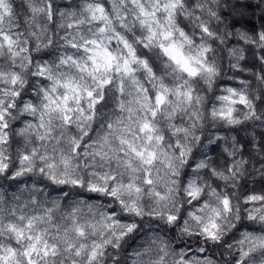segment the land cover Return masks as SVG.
<instances>
[{
    "label": "snow or ice",
    "instance_id": "snow-or-ice-1",
    "mask_svg": "<svg viewBox=\"0 0 264 264\" xmlns=\"http://www.w3.org/2000/svg\"><path fill=\"white\" fill-rule=\"evenodd\" d=\"M248 9L264 21V0H0V264H264V187L238 183L252 159L264 179ZM224 50L248 77L217 94ZM208 118L235 133L222 170L196 160ZM145 221L175 235L136 245Z\"/></svg>",
    "mask_w": 264,
    "mask_h": 264
},
{
    "label": "trees",
    "instance_id": "trees-1",
    "mask_svg": "<svg viewBox=\"0 0 264 264\" xmlns=\"http://www.w3.org/2000/svg\"><path fill=\"white\" fill-rule=\"evenodd\" d=\"M67 0H60L61 4L66 3ZM241 3H251V4H255L257 2V0H240ZM16 3L19 4L20 0H16ZM20 11V15L23 16V11ZM255 13L254 15L252 13ZM251 21V23H249L248 21ZM244 24H237L235 26V28L237 29H243V30H249L251 29V27L253 25H255V27L257 29L260 28L261 24L264 23V21L261 20L260 18V11L258 9H248V16H246L244 18ZM229 22H230V18H229ZM234 30V29H233ZM227 46H242L240 44L237 43V41L233 38L230 39L228 42ZM223 47V46H222ZM219 55H221L223 57V67H224V75L223 78L218 80V89H217V94H219V89H222L223 87H227V86H239V80L240 79H244L246 77H248V73H241L239 76H236V74L232 71L228 70V62H229V58L227 55V51L224 50L222 52L219 53ZM235 76V79H228V77H233ZM210 103H212V101H210ZM14 127H20V124L17 122L16 124H14ZM207 130L205 131L204 135H203V141H202V147L198 148L196 151L198 153H203V155H197L196 156V160L199 159H209L211 160L212 164L214 167L219 166L221 168V170L223 169V166L226 163H230L231 162V157H227L226 153H224L223 149L225 147H227L228 145L225 143L224 140H220L219 142H217L215 140L216 136H221V137H225V136H231V135H235L234 132H230L226 127H216V128H211V127H207ZM255 131L258 133L259 131H261V129L257 128L255 129ZM241 136H244L245 133H241ZM256 140L257 142L259 141V136H256ZM251 150V149H250ZM240 157L238 156L237 159H239ZM244 159H249V156L247 154L244 155ZM193 166H194V162H193ZM258 169H260V164L256 162V159H252L250 161V164L248 166V171L244 177L243 180L239 181L238 183L242 184V185H246L247 189H252L255 188L257 190H259L261 187H264V179L261 178V176L259 175V172L257 171ZM185 171L188 173V176H191V169H185ZM201 176L204 177L205 180H207L208 183H213V186H215V183H219L221 186L220 190H224V185L222 181H216L214 177L205 175L204 173H201ZM187 178V177H185ZM32 183V180L29 179L28 180V185H30ZM28 185H25L22 181L20 182L19 187H16L15 185L9 184V183H5L4 184V191H5V195L8 197H11L13 193H17L19 194L22 189H24L25 187H27ZM41 187H43V183H41L40 185ZM242 189H235L234 191H241ZM47 191L50 193L52 198H55L56 196H58L59 190H54L53 187H49L47 189ZM229 191H233V189H229ZM91 195V199L93 202H96L97 199L99 200H104V198H98L95 197L94 194H83L81 196H79V198H88ZM77 197H73V199H76ZM153 227L151 229H146L144 231H142L139 235V239L136 241V245H138L139 243H142L146 237L143 235L144 232H148L149 235H152L153 233H160L162 235L165 236H174L175 233L173 232H162L161 231V227L159 225H157L155 222H153ZM185 243L189 244L191 246V248L193 249V251L195 250L197 244L195 242L194 239L188 240L185 239L184 241ZM134 245V246H136ZM176 246L177 247H182L183 245L181 244V242L179 240L176 241ZM208 255L210 256H214L216 259H221V256L219 255V250H210L208 252Z\"/></svg>",
    "mask_w": 264,
    "mask_h": 264
},
{
    "label": "clouds",
    "instance_id": "clouds-1",
    "mask_svg": "<svg viewBox=\"0 0 264 264\" xmlns=\"http://www.w3.org/2000/svg\"><path fill=\"white\" fill-rule=\"evenodd\" d=\"M58 2H60V0H58ZM222 79V78H221ZM207 96H212V92H208V93H205ZM205 124L207 127H211V128H216V127H220L221 126V122L219 121H212L210 118H208L206 121H205ZM207 130V128H205L204 132L201 133V135H204L205 131ZM196 146L194 145V148ZM154 225L153 224H150L149 222L145 221L144 223V228L141 230V231H144L146 229H151ZM161 228L163 227L162 225H159Z\"/></svg>",
    "mask_w": 264,
    "mask_h": 264
}]
</instances>
